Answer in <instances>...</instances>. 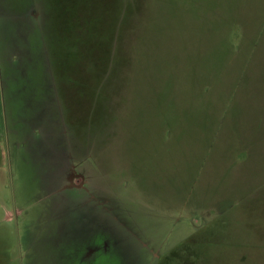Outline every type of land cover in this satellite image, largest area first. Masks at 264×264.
<instances>
[{"label": "rangeland", "instance_id": "obj_1", "mask_svg": "<svg viewBox=\"0 0 264 264\" xmlns=\"http://www.w3.org/2000/svg\"><path fill=\"white\" fill-rule=\"evenodd\" d=\"M0 264H264V0H0Z\"/></svg>", "mask_w": 264, "mask_h": 264}, {"label": "flooded vegetation", "instance_id": "obj_2", "mask_svg": "<svg viewBox=\"0 0 264 264\" xmlns=\"http://www.w3.org/2000/svg\"><path fill=\"white\" fill-rule=\"evenodd\" d=\"M70 178L72 179L73 177L71 176Z\"/></svg>", "mask_w": 264, "mask_h": 264}]
</instances>
